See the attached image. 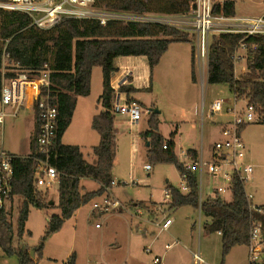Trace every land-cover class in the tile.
<instances>
[{"label":"trees","instance_id":"obj_1","mask_svg":"<svg viewBox=\"0 0 264 264\" xmlns=\"http://www.w3.org/2000/svg\"><path fill=\"white\" fill-rule=\"evenodd\" d=\"M194 0H97L100 7L109 10L126 11L136 14H181L190 9ZM223 11L228 16H235V2L226 0L215 6V12ZM243 35L222 34L214 37L209 50L208 83L225 84L231 91L236 90L240 98H246L258 113L257 123L264 125V57L262 50L249 51L247 60L248 73L239 78L235 73L233 55ZM194 37L188 33L150 24H123L110 22L106 26L90 20H64L56 28L43 31L32 25V20L23 14L0 9V98L3 86L2 69L4 54L8 55L7 65L19 66L26 70H41L46 65L51 70L52 89L56 91L58 104V137L51 157V163L60 173L59 204L60 215H53L41 237L37 247L31 248L21 243L24 235L32 236L26 231V221L31 207L43 209L50 207L41 192H36L33 185V158L37 154V136L39 121L31 143V154L14 161L15 180L13 196L21 197L23 204L17 220L14 242V227L7 211H0V249L7 258L16 257L18 264H35L43 258V251L48 239L60 231L64 223L72 218L75 212L104 195L105 187H111L112 170L116 159L117 129L115 115L112 112L113 90L112 77L118 69L115 60L119 57H141L148 60L151 77L160 59L175 42L191 43ZM248 45H264V36L249 37ZM51 56V58L49 57ZM192 80L196 83L195 58L193 49ZM99 66L103 72V94L100 97L102 111L94 117L92 128L100 135L98 146L93 149L97 158L95 165L88 164L80 147L64 145L62 137L71 124L79 96H88L91 92L93 68ZM122 92L132 95L137 90L132 86H124ZM149 129L141 134V138L149 144V153L156 162L172 163L181 177L187 175L188 193H182L173 186L170 208L191 206L201 208L207 219L204 230L207 233L222 234L223 257L228 256L236 246H246L250 239V230L254 221L264 225V206L250 209L245 183L235 177L232 180L233 200L227 202L220 197L200 202V186L197 174L189 173L179 161L175 153V143L171 134L168 142L159 133L157 114L152 111L149 118ZM244 129V127H243ZM167 149H164L165 143ZM188 155L197 159L195 151ZM92 178L101 185L94 192H82L81 179ZM137 205L147 208L144 202ZM34 250L35 257H31ZM72 255L70 264H74Z\"/></svg>","mask_w":264,"mask_h":264},{"label":"rangeland","instance_id":"obj_2","mask_svg":"<svg viewBox=\"0 0 264 264\" xmlns=\"http://www.w3.org/2000/svg\"><path fill=\"white\" fill-rule=\"evenodd\" d=\"M217 1L223 2L226 0ZM232 1L235 2L236 16L261 17L264 15V0ZM190 44H192L195 54V40L193 39ZM49 57L51 58V56ZM96 69L94 77H96V73H99V77H102V69L100 67ZM166 69L173 72L171 76L168 72H162L156 87L150 90H141L134 96L137 98H134L136 102L140 100L146 106H141L139 128H144L146 125L148 115L145 114V110L152 109L158 116L160 133L166 139H170L171 133L178 131L175 151L179 154L178 159L180 161L189 162V159L181 153L186 152L192 146H199L200 150L204 137V160L210 161L211 155L208 151H210L211 141L207 135H204L202 124L204 121L207 124L208 117H212V112L210 114L209 111L210 104L215 99H225L232 105L233 93L225 84L213 85L207 82L202 84V73L198 70V66L197 69L195 66V75L197 77L198 73L199 78L197 85L194 86L190 80H186L183 73L177 74L176 71L169 69L168 65L164 70ZM248 71L246 59L237 63L236 73L238 77L244 76ZM244 104L243 101H240L238 106L244 107ZM215 115L213 118L216 117ZM120 119L121 117L118 116L115 121L120 123ZM31 124V112L26 116L21 113L17 118H7L3 133L0 132V149L3 147L19 153L26 145ZM119 129L113 173L117 176L118 180L116 181H120V183L112 188V194L125 203L124 209L107 214L94 213L90 215L89 220L82 218L79 221L75 236L72 227L74 222H69L63 231L52 238L48 254L53 259L45 264H70V258L74 253H76L77 264H153L154 246L152 247V254L146 251L147 248L151 249L148 245L152 244L150 242L152 239H155L154 244L157 248H161L167 243H173V249L166 250L168 252L167 260L170 262H177L181 259L185 262L181 264H188L189 261L190 264H194L188 252L181 248L182 244H186V239L196 240L197 247L200 242L203 257L214 264H242L243 260H247V246H240L235 252L236 256L223 257L221 238L217 234H210L204 230L205 218L199 213L198 209L191 206L169 208L171 201H165V191L168 186L177 189L181 187L183 179L180 172L172 163L156 162L149 153L147 143L141 137L138 141V151H133L132 137L137 133L129 123L125 122ZM247 130H249V133L254 132L248 134L246 131L244 134L250 149V152H247L249 164L253 166L254 172L245 185L249 192H253L252 190L258 187L260 194L263 196L264 125L252 123L247 126ZM214 143L211 147L212 152ZM148 164L153 167L151 172L144 169V166ZM197 177L202 201L214 198L212 194L215 188L223 184L221 178L213 179L206 173ZM253 177H255V180L252 182ZM53 192L57 194L56 186L53 188ZM41 194L47 200L52 197L50 191L47 194L44 192H41ZM219 197L228 202L233 200L232 193L229 191ZM19 198L16 199L13 208H8L9 219L13 227L17 224V218L23 204V199ZM101 199L102 197H98L89 203L83 209V213L91 210L93 204L100 202ZM263 200L261 199V202ZM138 202L162 203L158 205V211L160 214H167L173 221V226L168 231H160L156 222H141L147 219V213L144 211L141 219L135 215L136 208L144 209L137 205ZM163 215H159L156 219L160 220ZM200 215H202L201 219L199 218ZM138 224L141 226L138 227ZM40 237V234L35 233L32 239H41ZM14 238L17 239L15 231ZM179 240L180 245H178ZM206 245H209L208 249ZM70 248L72 249L69 252ZM196 249L198 250V248ZM206 250L209 252L211 259H207ZM0 264H5L1 257Z\"/></svg>","mask_w":264,"mask_h":264},{"label":"built area","instance_id":"obj_3","mask_svg":"<svg viewBox=\"0 0 264 264\" xmlns=\"http://www.w3.org/2000/svg\"><path fill=\"white\" fill-rule=\"evenodd\" d=\"M223 2L217 0H194L190 9L181 14H136L126 11L109 10L100 7L97 0H0V9L16 12L28 16L39 30L49 31L56 28L64 20H90L106 26L110 22L129 24H150L172 28L183 33H188L195 40V59L202 71L208 67L209 50L214 37L222 34L243 35L233 55L235 67L238 62L249 56V51L262 50L264 45H248L245 40L249 37L264 36V15L261 17L228 16L223 11L215 12L216 5ZM8 55L4 54L2 69L3 86L0 98V132L3 133L6 119L16 118L28 103L33 106L39 121L37 136V154L33 158V185L36 192L51 189L59 183L60 173L51 163L58 137L59 111L56 101V91L52 89L51 70L48 65L41 70H26L19 66L6 64ZM131 75L126 76L118 84L112 83L113 90L112 112L116 116L126 117L131 128L136 127L141 114L140 105L129 99L127 92L121 88L127 86L126 81ZM233 104L225 99H217L211 105V112L226 113L232 116L221 131L220 140L214 143L211 161L192 159L184 154L189 162L181 161L189 173L202 175L206 173L213 179L221 178L223 184L213 193L215 199L228 191L232 193V180L237 177L246 184L254 168L246 162L247 150L242 138L243 127L257 123L258 113L256 108L249 104L246 98H240L238 92H233ZM243 101L244 107L238 103ZM165 143L164 149H167ZM19 156L0 151V211H7L13 196L15 169L14 161ZM144 169L151 172L153 167L145 165ZM183 183L179 190L188 193L187 175L182 176ZM119 183L112 181L111 187H105L104 195L100 202L93 204L92 212L107 214L124 209V205L112 194V188ZM171 191H165V201H171ZM249 198V197H248ZM250 202V199H249ZM250 202V209L256 210ZM135 215L139 218L144 215V209L136 208ZM201 210V209H200ZM172 220L157 224L160 231H168ZM248 248V264H264V225L261 221H254L250 230ZM168 245L167 248H171ZM150 253V250H147ZM195 264H203L204 260L199 253H194ZM153 264H161V259L155 257Z\"/></svg>","mask_w":264,"mask_h":264},{"label":"crops","instance_id":"obj_4","mask_svg":"<svg viewBox=\"0 0 264 264\" xmlns=\"http://www.w3.org/2000/svg\"><path fill=\"white\" fill-rule=\"evenodd\" d=\"M192 50H193V46L190 43H185V42L172 43L169 46L168 50L164 53V55L160 59L159 64L155 67L152 77H151L150 69L148 66V60L146 57H144V56H141V57H119L115 60V65H116L118 71L114 75V77H112L111 81H112V83L118 84L120 81H122L124 79L127 71L130 72L131 75L128 77L126 84H127V86H132L137 90V92L132 95L133 98H136V97H134L135 94H138L141 90H150V89L156 87L159 83V78H160L159 76L162 72H168L170 76L172 75L173 72H171L170 70H168V69L164 70L166 68V65H168V68L173 70V71H176L177 74L183 73L186 80H190V82L193 86L197 85L198 78H199L198 73H197V77H196V83H194L192 80V61H193L192 60L193 59ZM194 58H195V54H194ZM190 62H191V71H190ZM195 66L197 69L198 64L196 62V59H195ZM98 67L99 66L94 67L93 71H92L90 94L88 96H79L78 97L71 124L69 125L68 129L64 133V136L62 137V143L64 145H72V146L80 147L84 160L88 164H91V165H95L97 162V158L93 152V149L99 145L100 140H101L100 135L92 128V121H93L94 117L97 116L102 111V107L100 105L99 99H100L101 95L103 94L104 79H103V72H102V77H99V73H96V77H94L95 70H97L96 68H98ZM198 70H200L199 66H198ZM200 72L202 73V77H201L202 84H204L206 82L208 83V67L205 69L203 68V70L202 71L200 70ZM235 73H236V69H235ZM236 77L239 78L237 73H236ZM215 100H217V99H215ZM138 101L140 102V103L137 102L140 105V107L145 106L144 102H142L140 100H138ZM212 103L210 104V109H209L210 114H211ZM152 111H153L152 109H150V110L146 109L145 110V114L148 115V118L146 120V125L144 128H139L140 127L139 121H138L136 127H134V130L137 133V135L135 134L132 137V143L134 146L133 151H135V152L138 151L137 149H138L139 137H141V134L149 129L148 122H149V118L151 116ZM29 112L32 113V124L30 125V128H29V134H28V137L26 139L25 147L19 153L12 152L9 149L8 150L4 149L3 147H1L0 151L4 150L5 152H8L10 154H13V155H16L19 157H28L31 154V143H32V139L34 136V132H35L37 120H38L37 115H36V112H35L33 106L31 105V103H28L23 109H21L19 114L24 113V115L26 116L27 114H29ZM19 114H18V116H19ZM214 115L212 113V117H208V123L207 124H205L206 123L205 121L202 124V131H203L204 135L205 136L207 135V137H209V139L211 141V143L209 145L210 151H208V153H210V155H211V159H212V148L211 147L213 146L212 143L220 140L222 129L227 124V122L232 120V116L229 114H226V113H217L215 115L216 117L213 118ZM118 116H116V117H118ZM119 117H121V119H120L121 122L119 123L118 121H115V128L117 129V132H119V130H120L119 128L122 125H124L125 122L128 123V119L126 117H122V116H119ZM9 118H11V117H9ZM139 120H140V117H139ZM256 128H258V127H256ZM246 131L248 132V134H252L254 132L249 133V130H247V126L244 127V129L242 130V138L244 140L246 150L249 153L250 149H249L248 143L244 137V134ZM159 133H160V129H159ZM171 134H173V133H171ZM174 134H175V137L173 138V141L175 143V148H176V143H177L176 136L178 135V131L174 132ZM248 136H250V135H248ZM169 140H171V138L166 139L167 142ZM204 140H205V137H204ZM204 140L201 144L200 150H199V146H192L189 150H187L186 152H182L181 154H183V155L187 154L188 155V151H190V150L195 151L197 153V159H203L204 160V155H203V152H204L203 145L205 143ZM147 147L148 148L150 147L149 144H147ZM175 153H176V151H175ZM176 155L179 158V154L176 153ZM248 158L249 157L247 155L246 156V162L249 164ZM197 159H195V160H197ZM112 177H113L114 181L118 180L117 176H115V174L113 173V170H112ZM251 180L253 182V180H255V177H253ZM116 182L120 183V181H116ZM55 186H56L57 194H55L53 192V188ZM256 186H257V184H256ZM81 187H82V192L86 193V192H94V191L99 190L101 188V185L98 182L94 181L92 178H83V179H81ZM58 190H59V183L55 184L51 189H48L47 191L46 190L43 191L46 194L49 193V191H50L52 194V197L49 200H50V202H53V204H51L50 207L43 208V209H38L35 207L30 208L28 219L26 221L25 229H26V231H30L32 233V236H34L35 233H38L42 237L46 232L50 218L53 215H60L61 214V211L58 207V204H59V192H58ZM245 190H246V194L249 197L250 202L253 206H255V207L264 206V200L261 202V199H264V195L262 196L260 194V191H259L260 189L258 187L254 188V190H252L253 192H249V191H247L246 185H245ZM18 198L19 197L16 196L12 199L9 208L10 207L13 208L15 206L14 203H15L16 199H18ZM206 200H208V199H206ZM22 201H21V203H22ZM200 202H203L201 195H200ZM121 203L125 206V203H123L122 201H121ZM144 203L147 204V208H144L145 213H147V215H146L147 219H144V221H141V222H144V223L145 222H152V223L156 222V225H157V224L164 223L168 219H171L167 214L163 215V214H160V212L158 211L159 210L158 205H161L162 203H158V202H144ZM132 204L136 205V203H134V202H132ZM86 206L78 209L75 212V214L72 216V218H70L69 220H67L64 223L62 229L60 231H58L57 233L53 234L48 239V241L46 242L45 247H44L43 258L41 260H39L38 262H36L35 264H45L49 260L53 259L48 254V248H50V246L52 244L51 240L54 236H56L61 231H63V229L65 228V226L69 222H74L73 226H72L74 229L73 233H74V236L77 234V227H78L79 221H81L82 218L84 220H89L90 215L94 214L92 212V209L88 210V212H86V213H83V209ZM169 208H170V205H169ZM200 209L201 208H198V211H199V213L202 214ZM7 212H8V210H7ZM159 215H163V217L160 220L156 219V217H158ZM201 216L202 215H200V217H199L200 219H201ZM139 218L141 219L142 216ZM203 218H205V217L203 216ZM17 220H18V218H17ZM206 221H207V219L205 218V222ZM205 222H204V224H205ZM139 224H138V227L141 226ZM173 224L174 223L172 221L170 228L173 226ZM204 224H203V226H204ZM97 227H98V225H97ZM157 227H158V225H157ZM16 230H17V224H16V226L14 225V231L16 232ZM214 234H217L221 238V246H222V234L221 233H214ZM32 236L29 237L27 235H24L23 239L21 240V243L27 244L31 248L37 247L39 242H40V239H32ZM14 242L17 243L18 240L14 239ZM150 242L152 244L148 245V247H151V249L147 248L146 251L150 250L149 254H152L153 253L152 247L154 246V251H155L154 258L159 257L162 261L161 264L185 263L181 259H180V261H177V262L176 261L170 262L167 260L168 252L166 250L173 249V243H167V244H165V246H163L161 248H157L154 244L155 239H152ZM180 244H181V242L179 240L178 245H180ZM168 245H171L172 247L167 248ZM191 247H194L195 249L191 248ZM181 248L184 249L185 252H188V254L190 255L191 261L193 260L194 264H195V261L193 258L194 253H199L201 255V257L204 260L203 264H214L210 260H206V258L203 257L202 244L199 242V245L197 247L196 240H194V239H186V244H182ZM196 248H198V250ZM206 248L208 249L209 245H206ZM218 248L220 249V247H218ZM238 248H240V246L234 247L230 251V253L228 254L227 258L231 255L234 256L236 254L235 252L238 250ZM71 249L72 248H70L69 252L71 251ZM0 252H1L0 257L2 258V260H4L5 264H16V261H17V259H15L16 257L7 258L4 256L2 250ZM74 255H75L74 264H77L76 253H74ZM206 257H207V259H211L210 254L207 250H206ZM34 259H35V261H37V256H35ZM216 261H217V257H216ZM17 264H18V261H17ZM188 264H190V261ZM242 264H248V259L243 260Z\"/></svg>","mask_w":264,"mask_h":264},{"label":"water","instance_id":"obj_5","mask_svg":"<svg viewBox=\"0 0 264 264\" xmlns=\"http://www.w3.org/2000/svg\"><path fill=\"white\" fill-rule=\"evenodd\" d=\"M50 204H53V202H50ZM31 257H33V258L35 257V252H34V250L31 251Z\"/></svg>","mask_w":264,"mask_h":264}]
</instances>
